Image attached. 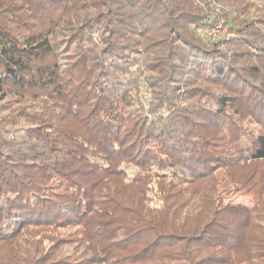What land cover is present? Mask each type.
Masks as SVG:
<instances>
[{
  "label": "trees",
  "instance_id": "16d2710c",
  "mask_svg": "<svg viewBox=\"0 0 264 264\" xmlns=\"http://www.w3.org/2000/svg\"><path fill=\"white\" fill-rule=\"evenodd\" d=\"M0 264H264V0H0Z\"/></svg>",
  "mask_w": 264,
  "mask_h": 264
},
{
  "label": "rangeland",
  "instance_id": "374dc122",
  "mask_svg": "<svg viewBox=\"0 0 264 264\" xmlns=\"http://www.w3.org/2000/svg\"><path fill=\"white\" fill-rule=\"evenodd\" d=\"M203 30L210 31L211 37L213 40L209 41L211 43L218 42L223 39L228 38L229 30L226 25L223 24L221 20H217L213 22V24ZM142 105L149 104L151 102V94L150 91L146 88H142L140 92ZM220 206L228 211L234 212L236 214H242L243 212L248 211L252 202L246 197H242L239 195H233L221 201Z\"/></svg>",
  "mask_w": 264,
  "mask_h": 264
},
{
  "label": "built area",
  "instance_id": "2783aa9c",
  "mask_svg": "<svg viewBox=\"0 0 264 264\" xmlns=\"http://www.w3.org/2000/svg\"><path fill=\"white\" fill-rule=\"evenodd\" d=\"M196 34L199 36V37H202L203 39L207 40V41H211L213 40L211 37V34H210V31L208 30H203V28H198L196 29Z\"/></svg>",
  "mask_w": 264,
  "mask_h": 264
}]
</instances>
